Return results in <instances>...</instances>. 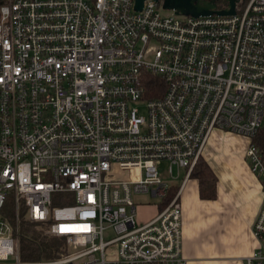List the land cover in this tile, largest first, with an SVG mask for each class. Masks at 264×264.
Segmentation results:
<instances>
[{"label":"built area","instance_id":"obj_1","mask_svg":"<svg viewBox=\"0 0 264 264\" xmlns=\"http://www.w3.org/2000/svg\"><path fill=\"white\" fill-rule=\"evenodd\" d=\"M0 2V264H187L181 197L214 131L248 140L264 187V0L199 18L162 0ZM163 162L186 171L175 194ZM22 220L64 239L61 255L22 261ZM253 231L245 264H264V199Z\"/></svg>","mask_w":264,"mask_h":264},{"label":"crops","instance_id":"obj_2","mask_svg":"<svg viewBox=\"0 0 264 264\" xmlns=\"http://www.w3.org/2000/svg\"><path fill=\"white\" fill-rule=\"evenodd\" d=\"M231 136L214 131L203 159L216 177L217 198L202 200L199 183L189 179L181 201L183 204V254L187 264H245L258 248L253 225L264 199V187L251 172L246 151L232 152ZM220 138L221 141H218ZM155 216L141 219L149 221Z\"/></svg>","mask_w":264,"mask_h":264},{"label":"trees","instance_id":"obj_3","mask_svg":"<svg viewBox=\"0 0 264 264\" xmlns=\"http://www.w3.org/2000/svg\"><path fill=\"white\" fill-rule=\"evenodd\" d=\"M1 1V0H0ZM1 5V2H0ZM148 98L160 97L165 92V83L160 77L148 78L145 82ZM253 143L257 145L264 154V127L254 138ZM191 179L199 183V192L202 200H215L217 198L216 177L211 166L202 158L194 168ZM177 190H174L175 193ZM58 204V203H56ZM59 205H65L59 203ZM15 204L12 197L7 200L3 214L8 218L14 216ZM24 218V213L22 214ZM21 259L24 262L36 263L58 258L65 247L64 239L49 238L43 230L27 220L21 222Z\"/></svg>","mask_w":264,"mask_h":264},{"label":"water","instance_id":"obj_4","mask_svg":"<svg viewBox=\"0 0 264 264\" xmlns=\"http://www.w3.org/2000/svg\"><path fill=\"white\" fill-rule=\"evenodd\" d=\"M148 0H136L135 10L141 12ZM160 2L161 0H154ZM240 0H226L227 8L218 9L219 0H162L163 9L174 11L176 15L192 16L195 18L218 16H235L236 7Z\"/></svg>","mask_w":264,"mask_h":264},{"label":"rangeland","instance_id":"obj_5","mask_svg":"<svg viewBox=\"0 0 264 264\" xmlns=\"http://www.w3.org/2000/svg\"><path fill=\"white\" fill-rule=\"evenodd\" d=\"M218 4L220 7H223L224 5L227 4V2L226 0H219ZM163 13H168V11L163 10ZM141 113L144 114L143 111H141ZM218 141H221L220 138H218ZM224 142L228 143L227 145L230 148L229 150L232 152L243 151L244 148L246 147V141L243 138L241 137L239 138L237 136H231L228 140H224ZM158 169H159L161 178L172 187V193L175 194L177 191L175 193L173 191L178 190V188H180L186 171L185 170L182 171V176L180 178L173 179L168 175L169 173V163L168 162L161 163ZM175 174H177L176 169H175ZM136 200L138 204H142V206H140V208L138 209L139 220L156 213L155 206L158 204V202L155 199L148 197V196H142V197H138ZM147 204H151L152 206L146 207L145 205Z\"/></svg>","mask_w":264,"mask_h":264},{"label":"snow or ice","instance_id":"obj_6","mask_svg":"<svg viewBox=\"0 0 264 264\" xmlns=\"http://www.w3.org/2000/svg\"><path fill=\"white\" fill-rule=\"evenodd\" d=\"M63 230H71V229H62V231H63Z\"/></svg>","mask_w":264,"mask_h":264}]
</instances>
